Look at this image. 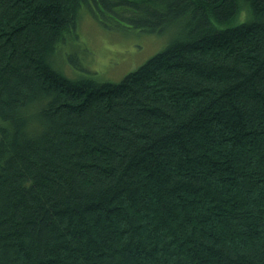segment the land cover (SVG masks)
Listing matches in <instances>:
<instances>
[{
	"label": "trees",
	"instance_id": "trees-1",
	"mask_svg": "<svg viewBox=\"0 0 264 264\" xmlns=\"http://www.w3.org/2000/svg\"><path fill=\"white\" fill-rule=\"evenodd\" d=\"M84 10L175 33L70 78ZM0 264H264V0H0Z\"/></svg>",
	"mask_w": 264,
	"mask_h": 264
},
{
	"label": "rangeland",
	"instance_id": "rangeland-1",
	"mask_svg": "<svg viewBox=\"0 0 264 264\" xmlns=\"http://www.w3.org/2000/svg\"><path fill=\"white\" fill-rule=\"evenodd\" d=\"M76 35L68 50L75 57L73 64L66 53H57L54 66L70 78L83 73H94L99 81H119L127 72L135 69L149 57L162 50L175 31L149 32L114 24L104 27L89 14L81 11Z\"/></svg>",
	"mask_w": 264,
	"mask_h": 264
},
{
	"label": "clouds",
	"instance_id": "clouds-1",
	"mask_svg": "<svg viewBox=\"0 0 264 264\" xmlns=\"http://www.w3.org/2000/svg\"><path fill=\"white\" fill-rule=\"evenodd\" d=\"M50 97L43 94L31 99L17 114L24 120L23 133L29 138L38 137L48 126V122L42 117L41 112L46 108Z\"/></svg>",
	"mask_w": 264,
	"mask_h": 264
}]
</instances>
